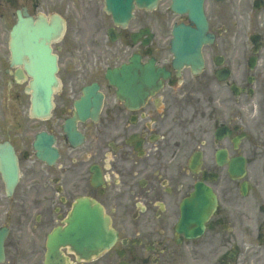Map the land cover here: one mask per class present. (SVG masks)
Returning a JSON list of instances; mask_svg holds the SVG:
<instances>
[{
    "label": "flooded vegetation",
    "instance_id": "1",
    "mask_svg": "<svg viewBox=\"0 0 264 264\" xmlns=\"http://www.w3.org/2000/svg\"><path fill=\"white\" fill-rule=\"evenodd\" d=\"M171 2L0 0V264H47L82 198L117 239L90 260L58 245L49 264H264V0H194L212 40L198 51L194 38V64L179 66L172 30L188 17ZM24 20L39 44L12 45ZM56 20L58 37L39 28ZM53 74L54 108L34 116L30 86ZM200 182L217 200L213 235L187 237L182 203Z\"/></svg>",
    "mask_w": 264,
    "mask_h": 264
},
{
    "label": "water",
    "instance_id": "2",
    "mask_svg": "<svg viewBox=\"0 0 264 264\" xmlns=\"http://www.w3.org/2000/svg\"><path fill=\"white\" fill-rule=\"evenodd\" d=\"M151 7H154L157 0H150ZM172 8L180 13L187 12L191 21L194 22V0H173ZM122 13V11L120 12ZM199 27L202 28L201 14L196 19ZM28 29H33L28 27ZM175 40L173 48L178 55L189 53L194 50V29L190 25L180 24L174 28ZM30 41L27 43L37 44L35 35L31 34ZM179 39H183L180 43ZM180 61H189L191 58L180 57ZM191 62V61H190ZM57 86L56 79L51 78L50 83H39L34 87L36 92L33 99V106L36 113L46 115L52 107L53 87ZM203 193L204 190H201ZM199 204L194 207L192 199L187 200L183 206L181 222L178 230L184 232L187 236H197L203 233L205 221L212 213L213 204H209L207 200H203V196H197ZM69 225L65 229V233L61 234L62 243L70 244L78 253L86 257L99 253L115 240V234L110 229L108 218L104 215L102 208L98 205H92L89 201H80L76 204ZM196 223L195 227L192 224Z\"/></svg>",
    "mask_w": 264,
    "mask_h": 264
},
{
    "label": "rangeland",
    "instance_id": "3",
    "mask_svg": "<svg viewBox=\"0 0 264 264\" xmlns=\"http://www.w3.org/2000/svg\"><path fill=\"white\" fill-rule=\"evenodd\" d=\"M210 235H212V232L208 231L205 236L207 237V236H210Z\"/></svg>",
    "mask_w": 264,
    "mask_h": 264
}]
</instances>
